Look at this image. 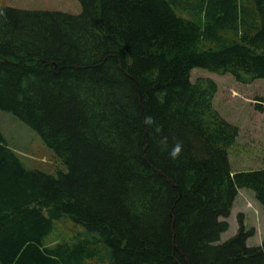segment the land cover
Returning <instances> with one entry per match:
<instances>
[{"label":"trees","instance_id":"trees-1","mask_svg":"<svg viewBox=\"0 0 264 264\" xmlns=\"http://www.w3.org/2000/svg\"><path fill=\"white\" fill-rule=\"evenodd\" d=\"M72 1L0 6V111L67 168L27 169L0 130V264H264L242 216L221 243L240 190L264 208V168L233 173L239 128L191 80L264 79V0ZM65 221L84 232L49 244Z\"/></svg>","mask_w":264,"mask_h":264},{"label":"rangeland","instance_id":"rangeland-1","mask_svg":"<svg viewBox=\"0 0 264 264\" xmlns=\"http://www.w3.org/2000/svg\"><path fill=\"white\" fill-rule=\"evenodd\" d=\"M63 3V5L58 4ZM56 8L68 7L79 10L72 0H0V6ZM200 78L211 79L217 85L214 98L215 109L230 123L238 126L239 136L229 150V161L233 173L264 168V112L255 106L264 98V79L251 84L238 82L232 75H218L202 69H195L191 74L192 82ZM0 130L8 146L18 155L29 170H41L55 175L58 171L67 172L66 166L49 149L41 137L30 127L10 113L0 111ZM239 216L243 217L247 230H253L254 236L248 240L249 247H259L264 240V208L257 202L255 194L246 189L239 191L229 218L224 219L230 225L222 235L221 243L233 237L239 229ZM74 227H73V226ZM84 230L70 221L59 224L49 244L62 240L63 235L75 237Z\"/></svg>","mask_w":264,"mask_h":264},{"label":"clouds","instance_id":"clouds-1","mask_svg":"<svg viewBox=\"0 0 264 264\" xmlns=\"http://www.w3.org/2000/svg\"><path fill=\"white\" fill-rule=\"evenodd\" d=\"M144 123H145L146 125H148V126H151V125L154 124V118L151 117V116H146V117H145V120H144ZM155 131H156L157 133H159V132L161 131V129H160L159 127H157V128H155ZM161 143L167 144V137H165V138L161 141ZM182 149H183V144H182V142H179V141L176 142V143L172 146V149H171V151H170V156H171V158H173V159L178 158V157L181 155V153H182Z\"/></svg>","mask_w":264,"mask_h":264},{"label":"crops","instance_id":"crops-1","mask_svg":"<svg viewBox=\"0 0 264 264\" xmlns=\"http://www.w3.org/2000/svg\"><path fill=\"white\" fill-rule=\"evenodd\" d=\"M233 210V209H232Z\"/></svg>","mask_w":264,"mask_h":264}]
</instances>
